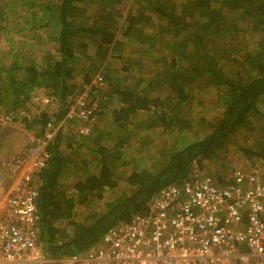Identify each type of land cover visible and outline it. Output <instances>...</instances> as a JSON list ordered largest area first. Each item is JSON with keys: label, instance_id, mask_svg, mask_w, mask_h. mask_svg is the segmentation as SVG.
Returning <instances> with one entry per match:
<instances>
[{"label": "trees", "instance_id": "trees-1", "mask_svg": "<svg viewBox=\"0 0 264 264\" xmlns=\"http://www.w3.org/2000/svg\"><path fill=\"white\" fill-rule=\"evenodd\" d=\"M10 19L24 41L45 47L0 54V110L16 113L49 96L55 111L24 117L35 136L101 76L89 85L91 133L75 139L58 127L34 178L48 255L93 248L109 228L147 213L165 186L189 179L194 164L231 158L230 144L245 168L264 158V0H0L2 40ZM106 101L114 103L108 113ZM105 115L110 131L95 125ZM149 132L182 137L153 155V140L142 136ZM129 147L152 160L130 168ZM219 168L218 183H232Z\"/></svg>", "mask_w": 264, "mask_h": 264}, {"label": "built area", "instance_id": "built-area-1", "mask_svg": "<svg viewBox=\"0 0 264 264\" xmlns=\"http://www.w3.org/2000/svg\"><path fill=\"white\" fill-rule=\"evenodd\" d=\"M101 82L96 76L91 84ZM87 89L70 99L56 124H46L39 146L0 198V264H264V158L248 168H233L232 183L219 184L193 165L189 179L161 189L145 214L107 230L93 248L53 257L40 241L34 182L46 164L47 141L70 121H93ZM40 102L51 98L43 94ZM0 115V124L13 115ZM38 140V141H39ZM0 170V190L6 183Z\"/></svg>", "mask_w": 264, "mask_h": 264}, {"label": "rangeland", "instance_id": "rangeland-1", "mask_svg": "<svg viewBox=\"0 0 264 264\" xmlns=\"http://www.w3.org/2000/svg\"><path fill=\"white\" fill-rule=\"evenodd\" d=\"M123 4V5H122ZM119 7V9H123V11H125V8L127 7V5L124 3H122ZM15 25V24H14ZM7 29L10 30L9 34H7L5 37L8 38V40H6L4 38V36H2L4 38V40H2L0 38V54L5 55L6 52H11L14 53L12 51L16 50H20L23 49V52L26 54L27 52L33 51L36 48H44V45H40L38 44L36 39H31V38H27L24 41V37L23 34L21 33H17L16 32V28H13V22L12 19H10L9 21H7ZM24 35H26V32H23ZM28 46H32V50H29ZM9 58V57H7ZM6 62H9L6 61ZM7 64V63H6ZM8 66V64L6 65ZM94 79H92L93 81ZM90 81V83L92 82ZM82 84L83 87V91H85L87 89V92H89L90 88L89 85ZM104 88L103 85L101 87V89ZM79 92H75L73 94H71V97H76L77 95H79ZM43 95V94H42ZM88 96V100L91 99V96L87 93ZM70 97V98H71ZM96 97H99V95H97ZM208 100V99H207ZM43 104V103H42ZM40 104V103H35L33 101H31V104L26 105L27 109H17L14 110L16 113H14L12 110H9L8 112H4V110H0V113H11L10 115H13V118H15V121H13L12 119L9 122H2L0 124V170L6 174L7 180L6 183L4 184V188L8 189L9 185L12 182V178L13 176L18 173L21 169V166L26 162V160L29 158L30 156V151L35 150L37 148H35V146H39V143H42V140H39L38 136H35V133H37L36 128L32 127V128H27L26 124L29 122H27V120L24 119V117H27V119L31 120V116L34 115L38 109H46L47 112H53L56 110L57 108V104L55 103H50L53 105H45V104ZM106 106V113H108V111H110L111 107H114V103L111 101H106L104 103H101V107ZM211 110H209L208 114H210L212 111V113H216L214 110V108L212 109V107H210ZM103 110V108H101ZM200 110L198 108H193V112H191L196 118H198V114H199ZM211 113V114H212ZM108 117V118H107ZM104 118H106V122H102V120H100V118L98 119V117H96V123L98 126L103 125L105 127V130L110 131L111 130V126L113 125V123L111 122V119L109 118V116H104ZM70 124L67 125V128L69 129L67 132L71 133V135L74 136V138L78 139L80 136L81 137H86L91 133V127L93 121L89 124V130L88 131H84V128L86 125L83 124L82 121H70ZM105 124V125H104ZM66 131V130H65ZM186 133H184L185 136ZM145 136L146 138H151L153 141L151 142L152 146L151 149L154 150L152 152V154L154 155L155 151L157 149H163L164 147L166 149H168L167 146H169L172 142L175 143V140L178 139L180 140L179 137H182L181 135L179 136L176 133H167L164 135L161 134H156V133H150L146 134V135H142ZM238 140L240 141L241 137L237 136ZM161 139V141H160ZM39 140V141H38ZM177 140V141H178ZM157 141V142H155ZM176 141V142H177ZM150 144V145H151ZM235 144H230L228 147V152L231 153V158L228 157L227 161H225L224 163H216V167H212V163H208L205 164L204 167L202 169H200V171L202 172H207L209 174H214V171L216 173L217 169H220L219 167H222L223 170H221L220 173H222L223 171H227L230 172L231 169L233 168H237V167H241V168H245L244 166L247 165H243V163L239 162L240 158H239V154L237 153V151L235 150ZM135 147H129L127 149V151H125V158L128 159L130 161V159H133L134 162L132 161V163H129V167H133L137 165V167L141 166V164L144 165H148L147 163L150 162L152 160V158H150V156L148 157V152H146V155L148 157V161H147V157H144L141 155L140 157V153L137 152L135 149ZM21 161V163L19 164V162ZM196 166V165H195ZM147 167V166H146ZM2 189V191L4 192L6 189Z\"/></svg>", "mask_w": 264, "mask_h": 264}, {"label": "crops", "instance_id": "crops-1", "mask_svg": "<svg viewBox=\"0 0 264 264\" xmlns=\"http://www.w3.org/2000/svg\"><path fill=\"white\" fill-rule=\"evenodd\" d=\"M232 170H233V169H231V171L229 172V173H230V179H231V172H232ZM3 188H4V187H2L1 190H0V198H1L2 195H3V191H2ZM4 189H6V188H4Z\"/></svg>", "mask_w": 264, "mask_h": 264}, {"label": "water", "instance_id": "water-1", "mask_svg": "<svg viewBox=\"0 0 264 264\" xmlns=\"http://www.w3.org/2000/svg\"><path fill=\"white\" fill-rule=\"evenodd\" d=\"M44 250L47 251V252H48V251H51L50 247H47V248H45ZM50 254H51V253H50Z\"/></svg>", "mask_w": 264, "mask_h": 264}]
</instances>
